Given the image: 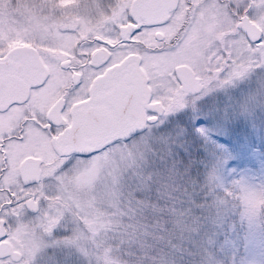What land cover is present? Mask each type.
I'll return each mask as SVG.
<instances>
[{
  "label": "snow or ice",
  "instance_id": "snow-or-ice-1",
  "mask_svg": "<svg viewBox=\"0 0 264 264\" xmlns=\"http://www.w3.org/2000/svg\"><path fill=\"white\" fill-rule=\"evenodd\" d=\"M209 2L160 0L167 18L151 20L140 15L147 0L122 5L106 25L118 43L86 42L106 52H83V66L56 61L53 72L81 75L70 77L37 125L50 141V175L20 178L17 170L16 183L5 186V152L20 138L0 141V264H112L117 253L128 264H257L252 252L264 249V48L252 52L254 67L238 68L228 41L243 37L257 49L264 32L243 19L255 18L248 0H215L205 10ZM182 8L187 23L167 44L159 34L153 39L161 47L138 42L165 30ZM217 8L234 31L205 40L202 29ZM117 23L131 27L121 32ZM184 48L194 58L214 52L215 76L155 74L150 57ZM41 62L48 58L0 41V91ZM73 136L79 143H61ZM65 175L71 181L62 182Z\"/></svg>",
  "mask_w": 264,
  "mask_h": 264
},
{
  "label": "flooded vegetation",
  "instance_id": "flooded-vegetation-1",
  "mask_svg": "<svg viewBox=\"0 0 264 264\" xmlns=\"http://www.w3.org/2000/svg\"><path fill=\"white\" fill-rule=\"evenodd\" d=\"M133 0H125L122 5L129 7ZM152 6L150 8L140 9V15L144 16L146 20L149 16L153 15V18L166 19L167 13L163 7L160 6V0H150ZM184 0H181L183 4ZM202 0H197V3ZM236 4H242L243 0H233ZM215 0H210L208 4L204 5V9L208 10L213 7ZM118 5V4H117ZM121 5V6H122ZM264 0H248L246 8L251 7L254 9L252 15L254 19L243 17L250 23L255 24L259 27L261 32H264V26L261 22H264ZM124 11V7L118 9L113 8L108 11L109 15L102 19L91 20L86 23L83 29L74 28L73 31H77L70 34H65L61 37L54 38L50 43L44 44L41 41L30 44L28 42H18L5 45V49H12L14 47H31L36 52L43 54L48 58V62H41L40 69L42 74H46L45 79L38 85L31 87L27 97H23L19 101L10 103L4 102L5 91H0V109H6V111L0 113V141H3L6 137H18L20 139L13 140L9 149L5 152L8 158V162L5 165L9 169L10 176L5 177V186L8 183H16L17 176L16 171L20 170L22 173L20 178H31L36 179L39 177H47L50 175L49 169L52 166V159L47 158L51 154L49 147V139L42 131L40 120L42 117H48L56 102L62 98L63 94L70 88V77L80 76L81 73L78 71H59L53 72L56 61L61 58H65L61 62L71 61L74 65L83 66L89 61L83 59V52H87L89 55L105 53L106 50L98 47H88L86 42H90L93 39L99 37L108 40L109 43L115 45L118 40L115 37L110 26H106L109 21H112L114 17L119 16ZM189 11L186 8H182L176 15V18L171 24L167 26L165 30L159 32H148L138 37V42L143 45L144 48H156L161 47L158 45L153 36L159 34L164 36L165 44L169 39L176 36L177 31L180 30L182 24H186L184 13ZM203 13H201L202 15ZM212 22L206 24L202 29V35L207 39L208 36H212L216 39L226 35L229 32L234 31L232 27V20L226 12L222 9L217 8L215 12H210ZM191 19L189 14L188 20ZM116 26L120 28L121 32L124 27V31H127L130 25L119 24ZM219 28L222 31L215 32ZM123 31V32H124ZM111 39H108L109 36ZM7 43V42H6ZM5 43V44H6ZM84 45L81 50L80 45ZM207 45L205 44V47ZM229 47L232 49L234 56L232 58L233 64L238 68H248L251 65L253 59L252 52L257 51L259 48H264V45L257 46V49H249L247 42L243 37L230 39ZM213 53H208L207 56H200L197 54L196 58L193 57L191 49L184 48L177 50L176 53L164 54L160 56L150 57V64L157 76H164L170 74V70L175 69L178 72L194 75L199 79H210L216 74V61L212 60ZM264 57V52L261 53ZM42 59V57L40 58ZM195 65V67H194ZM39 67V65H38ZM29 67L26 72H28ZM27 76V75H26ZM28 77V76H27ZM25 78V77H24ZM23 79L15 78L17 83L23 84ZM59 139V138H54ZM65 139V138H64ZM61 141V143H64ZM59 147V145H57ZM62 150H67L62 149ZM61 180V177H57ZM72 177L65 175L62 182L71 181ZM54 198V197H53ZM30 220L24 221L23 226L28 227Z\"/></svg>",
  "mask_w": 264,
  "mask_h": 264
},
{
  "label": "rangeland",
  "instance_id": "rangeland-1",
  "mask_svg": "<svg viewBox=\"0 0 264 264\" xmlns=\"http://www.w3.org/2000/svg\"><path fill=\"white\" fill-rule=\"evenodd\" d=\"M124 1L0 0V41L6 46L21 41L48 44L54 38L77 32L74 28L83 29L91 20L107 17L109 10L122 8ZM218 31L222 28L215 32ZM252 255L257 264L264 261V249L257 247ZM111 261L112 264H128L127 257L119 253L111 257Z\"/></svg>",
  "mask_w": 264,
  "mask_h": 264
},
{
  "label": "water",
  "instance_id": "water-1",
  "mask_svg": "<svg viewBox=\"0 0 264 264\" xmlns=\"http://www.w3.org/2000/svg\"><path fill=\"white\" fill-rule=\"evenodd\" d=\"M138 2L139 0H133L131 4H135ZM151 6H152V3L150 2V0H147L146 6L142 7L141 9L150 8ZM153 17L154 16L151 15L149 16V19ZM247 24L250 26L251 29H254L257 33L261 32V30L259 29L257 25L250 23L248 20H247ZM124 29H126V27L122 29V32L124 31ZM12 49H21V50L27 49V50L36 52V50H34L31 47H14ZM99 55H100L99 53L94 54V56H99ZM40 66H41V63L39 64V67L35 65L29 66L28 72L25 73L23 84L17 83L18 81H15V78L9 79L6 82L5 87L3 89L5 91L4 102H7V104H10L12 102L21 100L23 97L24 98L27 97L30 91V88L40 84L46 77V74L44 75L42 74V70L40 69ZM74 143H79V137H75V136L65 137L63 144L72 145Z\"/></svg>",
  "mask_w": 264,
  "mask_h": 264
}]
</instances>
